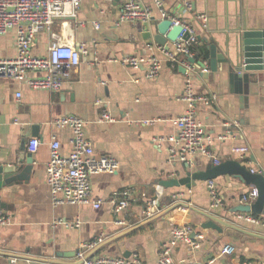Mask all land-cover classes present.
<instances>
[{
	"label": "crops",
	"instance_id": "1",
	"mask_svg": "<svg viewBox=\"0 0 264 264\" xmlns=\"http://www.w3.org/2000/svg\"><path fill=\"white\" fill-rule=\"evenodd\" d=\"M125 1L83 0L76 17L55 20L54 33L76 43L87 42L89 46V53L71 69L70 77L59 90L32 89L26 82L0 76V164L13 165L20 152L31 153L28 145L32 137L40 139L38 150L31 153L33 163L26 170L16 166L22 176L0 190L11 216V221L0 227V264H63L49 259H78L77 252L84 243L100 239L110 240L94 255L130 257L137 252L145 264H158L159 249L174 226L188 223L196 230L207 220L194 207L211 211L259 235L240 238L205 228L199 232L203 235L199 247L190 248L183 242L174 249L175 264L264 261V226L236 217L239 198L254 185L230 174L208 179L192 177L227 160L241 162L233 152L238 145L249 148V164H242L249 171L253 167L255 172H264V71L231 73L228 61L219 62L214 74L205 75L199 63L206 65L209 73L211 57L190 60L196 68L195 88L210 97L208 105L199 104L197 113L212 138L210 148L220 162L202 154L191 162L170 160L168 143L158 144L157 139L175 133L171 119L187 110V102L182 98L186 85V67L181 61L184 57L169 60L159 50V44L146 43L141 23L120 22ZM138 1L152 9L157 22L164 19L154 0ZM187 2L190 9L186 8ZM165 5L172 15L195 29L198 43H216L218 50L234 61L244 48L241 33L247 28L264 29V0H165ZM200 15L207 16L205 23ZM95 21L100 23L99 28ZM151 28L156 30L154 25ZM50 40L49 33H40L33 53L47 54ZM14 54L15 33L11 30L0 35V57ZM132 54L160 58L163 67L159 75L147 78L143 68L136 70L124 63L123 58ZM95 57L98 60L92 62ZM19 91L21 96H17ZM105 109L116 120L99 121ZM66 114H77L87 121V136L97 154H111L120 161L115 173L91 175L92 195L103 200L100 207L90 203L55 206L52 202L46 166L53 133L61 143V153L67 155L71 151L72 129L54 124V119ZM148 118L161 120L151 126L134 122ZM221 134L227 138L219 139ZM190 176V186L185 180L181 182ZM169 180L180 182L165 185ZM210 181L226 202L223 209L211 208ZM157 184L162 185L161 215L148 220L143 207L155 195ZM124 190L131 192L133 204L128 224L119 225L111 197L115 191ZM173 205L176 206L172 208ZM251 212L264 214V210ZM76 221L80 223L74 227L65 224ZM128 229L131 231L122 234ZM226 244H233L235 253L223 254L221 249Z\"/></svg>",
	"mask_w": 264,
	"mask_h": 264
},
{
	"label": "built area",
	"instance_id": "2",
	"mask_svg": "<svg viewBox=\"0 0 264 264\" xmlns=\"http://www.w3.org/2000/svg\"><path fill=\"white\" fill-rule=\"evenodd\" d=\"M83 0H0V35H4L13 30L15 33V54L11 57H0V76L11 77L21 82H26L32 89L59 90L65 79L70 77L71 69L82 62V56L89 53L87 42L76 43L71 39H63L53 32V25L57 18L76 17L78 9ZM111 2L113 0H104ZM177 1V0H175ZM155 5L160 8L162 17L168 18L173 25L181 24L189 32V37L184 38L181 34L170 47L159 46V50L169 60H181L186 67V85L182 98L187 102L185 113L174 117L172 122L176 126V132L169 135L160 136L158 144L168 143L169 159L173 161L191 162L198 154L213 157L216 163L220 160L215 156L210 148L211 136L206 132L205 124L199 118L197 110L199 104L208 105L210 97L200 92L194 85V74L196 68L190 61L194 58L192 47L198 43V35L195 29L184 24L177 16L172 15L165 0H154ZM190 9V3H185ZM152 9L143 5L138 0H126L122 4L120 22L149 21L152 17ZM202 21H207L206 15H200ZM97 28L100 27L98 21L94 22ZM206 24H204L205 26ZM49 33L51 40L48 45V52L44 55L33 53V45L40 33ZM98 59L95 57L92 62ZM124 63L136 70L143 68L144 76L155 78L159 75L163 62L155 55L132 54L123 58ZM203 71L208 72V67L204 65ZM21 96V92L17 93ZM108 110H103L99 121H114ZM159 118H148L135 120L143 126H151ZM57 127H69L72 129L70 139L71 151L69 154H62L60 151V141L56 133H53L50 142V157L46 166V181L50 187L52 202L55 206L64 203H90L94 207H100L102 199H96L92 195L91 175L98 172L115 173L120 161L111 154H97L91 139L87 136V121L77 114H66L54 119ZM227 135H219V139H225ZM40 139L32 137L28 150L34 153L38 150ZM241 163L249 164V148L247 145L233 147ZM251 172L256 168L250 167ZM211 196V208L214 210L223 209L226 202L219 193L215 183L208 184ZM162 195V185H156V193L144 203L143 213L146 217H152L161 210L160 197ZM258 196V189L251 188L247 193L239 198L241 204H251ZM114 211L117 215L116 223L119 225L128 224L129 208L133 204L132 194L129 190L115 191L111 197ZM238 219L264 226V214H254L248 211H239L236 214ZM11 221L10 214L0 208V227ZM75 223H65L74 227ZM201 233H195V227L191 224L174 226L171 229L169 239L163 243L158 252V264H175L173 258L174 249L185 243L190 248L200 246ZM102 239L92 243H84L77 252L78 258H84L85 254L95 247ZM236 247L233 244H226L222 247L223 254H233ZM84 264H145L136 252L130 257L115 255H93L85 259ZM207 264H213L209 261ZM234 264H264L262 260L247 259L237 261Z\"/></svg>",
	"mask_w": 264,
	"mask_h": 264
},
{
	"label": "water",
	"instance_id": "3",
	"mask_svg": "<svg viewBox=\"0 0 264 264\" xmlns=\"http://www.w3.org/2000/svg\"><path fill=\"white\" fill-rule=\"evenodd\" d=\"M115 2H118L119 0H114ZM142 25V36L146 40V43L148 45L152 44H159L163 45L165 47H170L169 42H174L177 40V38L183 34L184 38L189 37V32L186 31L183 27V25H173L172 21L168 18L162 19L159 22H157L155 17H152L151 21H143L141 23ZM151 25H154L156 30L153 31L151 28ZM242 38L244 41V48L240 51V54L238 56V60L234 61L230 57H225L224 53H221L216 43H212L210 45V57H211V63H210V72H206L205 75L208 74H214L218 70V63H228L230 62V65H228V68L230 72L233 71L236 72H242L243 70L253 72V71H264V29L263 28H247L242 33ZM192 62H195L194 58H190ZM201 67H204V64L199 63ZM246 77V75H244ZM33 156L31 153L27 152H20L18 158L14 162L13 165L7 166L0 164V190L5 187L6 185H10L13 182L17 181L20 176H22L21 173L17 172V168H24L25 170L29 168V166L33 163ZM26 164V165H25ZM28 164V165H27ZM220 174H230L237 178H239L241 181L245 183H249L254 185L258 189V197L256 201L253 204H240L238 206V210L240 211H253L256 213H261L264 210V172H251L248 170V168L242 164L239 160H227L222 163H219L218 165H215L211 169H209L205 173H200L198 175L193 174L192 177H198L202 179H208V178H214ZM187 177L186 179H181V182L183 183L184 180L187 183L188 186L191 185L192 178ZM180 181L177 180H169L165 181V185H172L174 183H179ZM182 204L184 206H188L190 208H193V206L188 205L186 203H177ZM176 205H173L172 208H174ZM0 208L1 209H7V203L2 200L0 197ZM195 210L199 211L201 214H203L205 217H207V220L202 222L199 226H197L195 233L201 232L205 228H212L217 230L218 232H226L227 234H230L234 237H240L243 238L244 236H251L259 234L254 233L253 231H249L243 226H240L239 224L220 217L219 215L208 211V210H201L196 207H194ZM161 213L158 212L157 214L150 217L148 220H152L158 216H160ZM132 229V228H131ZM131 229L126 230L125 234ZM110 239H107L105 241H100L95 247L90 249L86 254L84 258H78L71 260V257H67V260H60V259H49V261L52 262H59L63 264H83L85 259L93 256L101 247H103L106 243L109 242ZM57 256H62V254L57 253ZM69 256V255H64ZM58 258V257H57Z\"/></svg>",
	"mask_w": 264,
	"mask_h": 264
},
{
	"label": "trees",
	"instance_id": "4",
	"mask_svg": "<svg viewBox=\"0 0 264 264\" xmlns=\"http://www.w3.org/2000/svg\"><path fill=\"white\" fill-rule=\"evenodd\" d=\"M199 42V41H198ZM206 43H197L192 47L194 51L195 59H208L210 57V47L209 41L205 40Z\"/></svg>",
	"mask_w": 264,
	"mask_h": 264
}]
</instances>
